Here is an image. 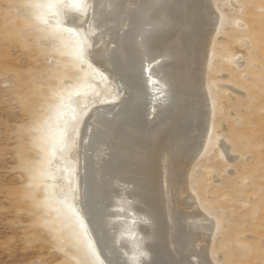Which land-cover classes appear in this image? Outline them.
<instances>
[{
	"label": "rangeland",
	"instance_id": "374dc122",
	"mask_svg": "<svg viewBox=\"0 0 264 264\" xmlns=\"http://www.w3.org/2000/svg\"><path fill=\"white\" fill-rule=\"evenodd\" d=\"M67 1L0 0V264H103L85 255L91 240L74 215L71 105L92 96L100 68L88 72L90 42L63 21L68 9L84 14L87 0ZM211 2L220 21L204 75L212 120L189 184L216 224L210 259L264 264V51L255 45L264 38L252 35L264 27V0ZM245 13L259 21L253 30Z\"/></svg>",
	"mask_w": 264,
	"mask_h": 264
},
{
	"label": "bare ground",
	"instance_id": "6f19581e",
	"mask_svg": "<svg viewBox=\"0 0 264 264\" xmlns=\"http://www.w3.org/2000/svg\"><path fill=\"white\" fill-rule=\"evenodd\" d=\"M66 12L71 37L83 30L90 42L88 72L100 68L92 96L71 101L85 255L141 264L147 250L143 264H217L208 245L216 224L189 184L212 120L204 75L220 21L211 0H87L84 14Z\"/></svg>",
	"mask_w": 264,
	"mask_h": 264
},
{
	"label": "clouds",
	"instance_id": "9594fccd",
	"mask_svg": "<svg viewBox=\"0 0 264 264\" xmlns=\"http://www.w3.org/2000/svg\"><path fill=\"white\" fill-rule=\"evenodd\" d=\"M150 259H151L150 253H148L147 250H145V255L141 258V264H143V261Z\"/></svg>",
	"mask_w": 264,
	"mask_h": 264
}]
</instances>
